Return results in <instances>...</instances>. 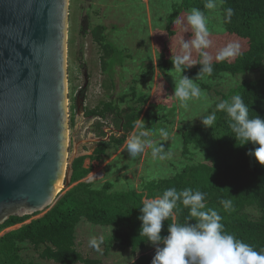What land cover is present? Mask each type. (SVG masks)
Masks as SVG:
<instances>
[{
    "label": "trees",
    "instance_id": "obj_1",
    "mask_svg": "<svg viewBox=\"0 0 264 264\" xmlns=\"http://www.w3.org/2000/svg\"><path fill=\"white\" fill-rule=\"evenodd\" d=\"M221 1L227 32L246 39L248 48L239 52L233 60L212 61L214 70L210 76L260 71L258 78L244 80L227 93L221 92V96L222 100H230L234 95L242 96L250 109V117L258 114L264 118V0ZM205 3L206 0H183L169 15L168 26L174 24L186 9L198 8L207 15ZM228 8L233 13L230 18L227 16ZM89 28L86 23L82 32L87 34ZM91 34L103 51L102 64L106 70L110 59L119 50L109 40L106 25L95 26L91 29ZM199 61L189 69L185 65L184 74L195 78L201 68ZM161 65L165 69H173L171 58L164 59ZM200 84L203 88L211 87L207 83ZM130 94L136 102L128 105L126 110H121L113 101L88 110L89 113L103 118L111 114L122 118L127 133L114 140L116 149L126 142L129 134L137 127L144 110L143 105L147 102L144 94H137L135 86ZM124 99L122 97V102ZM219 102L215 101L214 108L210 109V114L216 113L213 128H206L201 124L194 125L193 130L185 131L184 154L191 159V163L173 176L156 177L143 182L140 189L117 192L112 190L111 181H106L102 186L84 181L94 166L85 165L86 158H89L87 156L77 158L73 164V186L59 195L52 208L43 215L37 214V218L30 215L12 216L0 226V264H43L24 257L22 252L27 244L40 251L41 260H52L58 264H102V259L84 256L77 247V227L84 220L113 228L112 234L106 240V254L115 244L128 247L136 254L139 249L151 245L145 242L146 237L139 236L142 224L138 219L141 214L139 207L148 200L162 196L170 187L177 191L191 188L193 191L206 193L205 210L212 208L221 215L224 230L255 250L264 252V165L249 155L258 145L247 143L241 146L239 143L242 142L238 143L235 139L229 127L230 118L225 112L216 109ZM196 130L200 131L199 136H195ZM189 134L191 140L187 139ZM190 143H195L202 150L203 161L190 156ZM111 145L101 144L90 158L101 160ZM222 199L230 202L228 209L220 203ZM249 207H256L260 215L252 217L247 211ZM187 217L188 209L178 204L174 215L163 222L161 235L168 234L169 223H183ZM18 224L21 225L12 228ZM151 261L149 255H142L132 264H151Z\"/></svg>",
    "mask_w": 264,
    "mask_h": 264
},
{
    "label": "rangeland",
    "instance_id": "obj_2",
    "mask_svg": "<svg viewBox=\"0 0 264 264\" xmlns=\"http://www.w3.org/2000/svg\"><path fill=\"white\" fill-rule=\"evenodd\" d=\"M182 1L70 0L68 92L71 143L77 128L76 120L79 118L78 102L91 110L101 107L105 102L113 101L121 110H126L128 105L136 102L130 94L135 86L137 94H144L147 102L143 105L144 110L137 127L129 136L150 130L151 134L145 139L157 145L163 143L165 147L162 154L164 158L161 159L159 156L152 157L151 147H146L136 157H130L126 142L118 149L115 144L111 145L101 160H92L90 157L85 160V165L92 164L94 169L84 181L94 182L96 186L111 181L113 191L124 192L133 188L140 189L143 182L153 178L175 175L191 163V159L184 154L185 131L193 130L194 125L202 124L200 118L210 114L215 101H222L221 92L227 93L242 81L259 77L260 71L236 75L223 73L218 77L205 75L195 82L206 97L190 100L187 110L181 107L179 100L172 96L175 88L174 78L179 74L174 69H165L161 63L173 54H181L180 41L191 39L194 35L191 27L187 25V15L192 8L184 10L174 24L168 26L169 15ZM206 16L210 30L209 38L212 41L211 47L206 51L213 57L212 61H215L216 54L229 43H238L239 52L248 48L246 39L227 32L222 17L221 0H216V8L208 10ZM86 23L90 31L84 34L82 28ZM100 24L107 26L109 40L119 50L110 59L106 70L102 64L103 51L91 34V29ZM200 59L199 53L193 50L192 60L197 63ZM200 82L211 87L203 88ZM122 97H125L124 102ZM160 128L169 132L167 141L160 137ZM93 130L88 123V127L83 129L84 136L93 135ZM199 134L200 131L196 130L195 136ZM189 138L190 134L187 136V139ZM78 144L80 149L81 143ZM195 145H189L192 153L190 156L203 161L204 153ZM71 151L72 144L70 153ZM65 190L68 188L63 192ZM247 211L255 218L260 215L256 207H249ZM112 232V227L84 220L77 227V247L84 256L102 259V264H131L142 255H149L152 259L155 256L156 248L152 244L148 248L139 249L136 254L128 247L115 244L106 254V240ZM93 236H103L99 250L89 245ZM22 253L25 258L44 262L39 257L40 251L30 244L25 246Z\"/></svg>",
    "mask_w": 264,
    "mask_h": 264
},
{
    "label": "water",
    "instance_id": "obj_3",
    "mask_svg": "<svg viewBox=\"0 0 264 264\" xmlns=\"http://www.w3.org/2000/svg\"><path fill=\"white\" fill-rule=\"evenodd\" d=\"M69 9L0 0V226L46 213L73 186L74 161L92 154L71 143Z\"/></svg>",
    "mask_w": 264,
    "mask_h": 264
},
{
    "label": "clouds",
    "instance_id": "obj_4",
    "mask_svg": "<svg viewBox=\"0 0 264 264\" xmlns=\"http://www.w3.org/2000/svg\"><path fill=\"white\" fill-rule=\"evenodd\" d=\"M205 9L216 8V0H206ZM227 16L230 18L232 9L228 8ZM180 22V21H178ZM187 25L194 35L191 39L180 41L181 54L172 55L173 69L178 73L174 78V96L185 110L189 108V101L206 97L199 85L195 82L205 75L213 72V57L206 51L211 47L208 18L204 11L192 8L187 15ZM196 50L201 59L200 71L195 78L185 75L184 66L187 69L197 65L192 60V51ZM240 45L229 43L215 56L216 61H225L239 54ZM218 111H223L230 118L229 127L234 133L235 139L241 146L247 143L258 145L249 155L264 165V118L256 114L250 117L249 107L242 96L234 95L230 100H222L216 105ZM201 119L206 128H213L216 121V113L212 112ZM146 127V126H145ZM147 128V127H146ZM163 141H167L169 132L160 128L158 130ZM151 134L149 131H141L132 134L127 139V152L130 157H136L146 147H151L153 158L159 156L163 159L165 147L163 143L153 144L145 139ZM206 193L191 188L177 191L176 188L166 189L162 196L148 200L140 208L138 219L142 222L139 236L146 237V241L155 246L156 252L151 264H264V252L255 250L251 245L237 239L233 234L224 230L221 215L212 208L205 210ZM220 203L225 209L231 205L222 199ZM182 204L188 209V217L183 223H169L167 235L162 236L164 221L174 215V209ZM103 243V236H93L89 240L90 247L99 250Z\"/></svg>",
    "mask_w": 264,
    "mask_h": 264
},
{
    "label": "flooded vegetation",
    "instance_id": "obj_5",
    "mask_svg": "<svg viewBox=\"0 0 264 264\" xmlns=\"http://www.w3.org/2000/svg\"><path fill=\"white\" fill-rule=\"evenodd\" d=\"M80 99L83 100V97ZM81 111L83 113H81ZM77 115H79V118L78 121L76 120L77 128L73 139L75 137L76 141L81 143V148L79 149L81 153L83 151L91 150V155H94L101 144L108 143L114 145L115 139L122 138L127 133L124 129V121L122 118L120 117L119 119L114 114L103 118L89 113L88 109L84 108L81 103L78 102ZM88 123L91 124L92 128H94L92 131L93 135L88 134L84 136L83 129L88 127ZM98 138L101 140H98Z\"/></svg>",
    "mask_w": 264,
    "mask_h": 264
},
{
    "label": "crops",
    "instance_id": "obj_6",
    "mask_svg": "<svg viewBox=\"0 0 264 264\" xmlns=\"http://www.w3.org/2000/svg\"><path fill=\"white\" fill-rule=\"evenodd\" d=\"M136 260H137V259H136ZM136 260H135V261H136ZM135 261H134V262H135ZM41 262H42V261H41ZM42 263H43V264H58V263H56L55 261H52V260H44V262H42ZM132 263H133V262H132ZM132 263H131V264H132Z\"/></svg>",
    "mask_w": 264,
    "mask_h": 264
},
{
    "label": "bare ground",
    "instance_id": "obj_7",
    "mask_svg": "<svg viewBox=\"0 0 264 264\" xmlns=\"http://www.w3.org/2000/svg\"><path fill=\"white\" fill-rule=\"evenodd\" d=\"M97 172V171H96ZM96 174V173H95Z\"/></svg>",
    "mask_w": 264,
    "mask_h": 264
}]
</instances>
